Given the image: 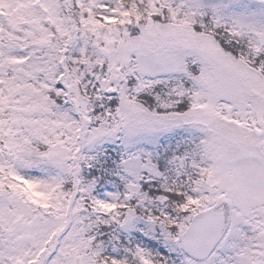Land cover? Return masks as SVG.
<instances>
[{
	"label": "snow or ice",
	"instance_id": "snow-or-ice-1",
	"mask_svg": "<svg viewBox=\"0 0 264 264\" xmlns=\"http://www.w3.org/2000/svg\"><path fill=\"white\" fill-rule=\"evenodd\" d=\"M0 264H264V0H0Z\"/></svg>",
	"mask_w": 264,
	"mask_h": 264
}]
</instances>
